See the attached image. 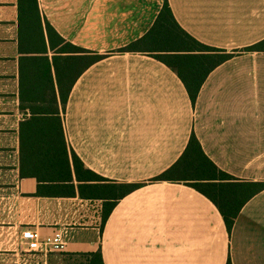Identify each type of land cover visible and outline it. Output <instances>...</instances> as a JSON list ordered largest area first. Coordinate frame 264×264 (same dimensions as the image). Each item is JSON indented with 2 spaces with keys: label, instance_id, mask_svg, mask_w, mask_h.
<instances>
[{
  "label": "crops",
  "instance_id": "obj_1",
  "mask_svg": "<svg viewBox=\"0 0 264 264\" xmlns=\"http://www.w3.org/2000/svg\"><path fill=\"white\" fill-rule=\"evenodd\" d=\"M164 2L37 0L47 45L46 22L65 41L106 55L77 78L64 108L56 88L68 149L105 179L90 183H144L118 200L102 224L103 200L36 195V178L20 176L18 0H0V95L15 135L1 155L7 166L0 170L1 200H8L14 220H0V227L12 223L15 232L9 241L0 232V264H48L51 255L98 249L104 264H226L228 258L264 264V189L243 204L228 233L206 196L183 183L151 180L194 133L219 169L241 181H264V51H241L264 39V0H167L193 39L237 51L206 74L194 103L146 43L118 51L147 33ZM24 229L42 238L60 232L64 250L27 252L20 244ZM14 239L16 247L9 245Z\"/></svg>",
  "mask_w": 264,
  "mask_h": 264
},
{
  "label": "trees",
  "instance_id": "obj_2",
  "mask_svg": "<svg viewBox=\"0 0 264 264\" xmlns=\"http://www.w3.org/2000/svg\"><path fill=\"white\" fill-rule=\"evenodd\" d=\"M18 12V100L24 114L19 123L20 176L36 178V195L44 191L56 196L78 194L84 199L103 200V224L117 201L144 183H90L105 179L85 168L68 149L56 88L64 108L77 78L106 55L65 41L46 22L47 45L37 0H18ZM158 40L160 44H153ZM142 43L175 70L192 103L206 74L237 52L216 49L193 39L177 24L167 0L147 33L118 51H136ZM241 51H264V39ZM151 180L183 183L206 196L219 210L228 233L243 204L264 189V181H241L219 169L204 153L194 133L178 159ZM75 255L84 258L83 264H104L100 249ZM226 264H232L230 258Z\"/></svg>",
  "mask_w": 264,
  "mask_h": 264
},
{
  "label": "rangeland",
  "instance_id": "obj_3",
  "mask_svg": "<svg viewBox=\"0 0 264 264\" xmlns=\"http://www.w3.org/2000/svg\"><path fill=\"white\" fill-rule=\"evenodd\" d=\"M161 47H163V45H161ZM1 98L2 97L0 95V170L7 168V166L3 164L4 162L1 158L2 153L12 149L11 145L15 143L14 142L15 135L13 133L14 131L8 129L9 124L11 125L12 123L9 122L8 118H5L6 116H4V114H6V110H8V106L2 105ZM4 202L8 203V200H1V194H0V220H5L6 222L7 221L12 222L14 219L10 217L9 214L11 210V207L9 206L10 204L8 203L3 205ZM11 224L12 223L6 224L4 228L0 227V232L4 231L5 234H7L8 241L9 238L12 237L13 233L15 232V229L13 227H10L12 226ZM10 244L12 245V247H16L15 239L11 240L9 242V245ZM18 257L14 256V259L17 260ZM83 262H84V258H82V256L65 254V253H59L54 256L51 255L48 258V264H83Z\"/></svg>",
  "mask_w": 264,
  "mask_h": 264
},
{
  "label": "built area",
  "instance_id": "obj_4",
  "mask_svg": "<svg viewBox=\"0 0 264 264\" xmlns=\"http://www.w3.org/2000/svg\"><path fill=\"white\" fill-rule=\"evenodd\" d=\"M20 244L29 253H41L44 255L51 251H63L65 247V242L60 232L42 238L37 230L32 229H24L21 232Z\"/></svg>",
  "mask_w": 264,
  "mask_h": 264
}]
</instances>
